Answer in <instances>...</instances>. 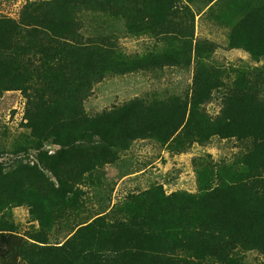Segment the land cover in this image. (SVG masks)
I'll list each match as a JSON object with an SVG mask.
<instances>
[{
  "label": "trees",
  "instance_id": "obj_1",
  "mask_svg": "<svg viewBox=\"0 0 264 264\" xmlns=\"http://www.w3.org/2000/svg\"><path fill=\"white\" fill-rule=\"evenodd\" d=\"M219 7L226 17L212 20ZM181 8L178 0H35L19 19L0 17V94L25 95L29 147L23 151H39L45 143L63 149L54 163L39 157L61 182L65 168L76 175L94 171L137 139L158 138L178 149L215 136L253 143L235 163L207 167L197 194H166L157 184L114 210L116 220L104 216L79 225L60 246L73 249L70 264H243L240 254L247 250L264 254V0H217L206 12L211 25L227 31L229 44L245 48L261 67L226 76L207 63L215 44L201 40L193 48L196 71L184 97L135 98L95 115L85 110L94 84L107 75L166 61L161 54L132 59L117 47L108 21L115 17L132 34L186 40L189 52L193 23L186 29L176 22ZM222 89L223 108L210 117L204 106ZM27 171L20 166L0 174V183L20 201L40 192ZM23 242L12 229L0 230V264H26L18 262ZM43 264L62 263L45 258Z\"/></svg>",
  "mask_w": 264,
  "mask_h": 264
},
{
  "label": "rangeland",
  "instance_id": "obj_2",
  "mask_svg": "<svg viewBox=\"0 0 264 264\" xmlns=\"http://www.w3.org/2000/svg\"><path fill=\"white\" fill-rule=\"evenodd\" d=\"M29 1L35 0H0V17L19 19ZM178 1L183 8L175 14L176 22L186 29L189 23H193L192 51L187 52L186 40L178 37L129 33L122 21L114 22L116 18L112 17V21H108L109 30L114 32L115 43L122 52L132 59L161 54L166 61L148 68L142 66L133 72L109 74L95 83L84 103L87 114L109 111L135 98L153 101L170 100L177 95L184 97L192 87L196 71L197 53L193 48L201 40L215 44L207 63L226 76L235 78L234 70H253L262 66V62H256L245 48L231 46L225 29L211 25L206 12L217 0L210 3L203 0L191 3V6L189 0ZM187 6L189 10L185 8ZM216 11L214 16L210 15L212 20H221L227 15L222 7ZM85 34L90 36L92 29L86 30ZM225 91L215 92L212 100L204 106L210 117L220 114ZM25 115L26 98L21 90L0 94V174L7 176L20 166L26 167V174L37 178L34 184L40 191L32 200L20 201L18 195H14L16 191H10L0 183V230L9 228L23 237L18 262L26 264H43L45 258L70 264L73 249L60 250V246L76 233L78 227L104 216L116 220L118 215H111L114 210L132 195L157 184L163 186L166 194H197L202 188L201 177L207 167L216 170L219 164L231 165L253 145L250 139L215 136L205 141H187L178 149L177 145L158 138H142L119 152L114 162L94 171L76 175L70 173V168H65L59 175L61 182L49 165L39 161V157L44 156L51 159L49 163H54L58 152L63 149L46 143L39 151L21 149L24 145L29 147ZM215 179V183L218 182L216 176ZM240 256L243 264H264V254L257 250H247Z\"/></svg>",
  "mask_w": 264,
  "mask_h": 264
}]
</instances>
